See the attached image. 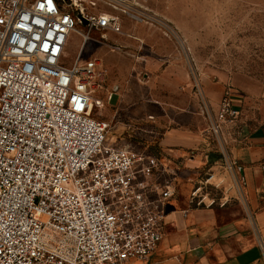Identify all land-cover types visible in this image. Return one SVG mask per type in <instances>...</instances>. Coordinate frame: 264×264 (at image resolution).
I'll list each match as a JSON object with an SVG mask.
<instances>
[{
	"label": "built area",
	"instance_id": "built-area-1",
	"mask_svg": "<svg viewBox=\"0 0 264 264\" xmlns=\"http://www.w3.org/2000/svg\"><path fill=\"white\" fill-rule=\"evenodd\" d=\"M82 2L0 0V264L149 262L164 235L175 169L147 149L107 142L111 123L93 115L107 71L100 58L81 57L94 31L123 49L111 39L124 32L119 12L151 17L133 11V0H103L97 12ZM74 33L83 42L68 64ZM194 75L209 131L225 149L224 127L240 111L227 89L211 114Z\"/></svg>",
	"mask_w": 264,
	"mask_h": 264
},
{
	"label": "crops",
	"instance_id": "crops-1",
	"mask_svg": "<svg viewBox=\"0 0 264 264\" xmlns=\"http://www.w3.org/2000/svg\"><path fill=\"white\" fill-rule=\"evenodd\" d=\"M176 58L175 66L170 60L165 67L166 75L175 73L168 88L189 100L179 104L177 126L167 127L151 147L175 169V195L150 261L128 264H264V82L242 72L199 75L211 114L227 89L240 111L224 127L227 141L218 157L210 131L199 123L191 69ZM186 109L198 117L191 114L188 121Z\"/></svg>",
	"mask_w": 264,
	"mask_h": 264
},
{
	"label": "rangeland",
	"instance_id": "rangeland-1",
	"mask_svg": "<svg viewBox=\"0 0 264 264\" xmlns=\"http://www.w3.org/2000/svg\"><path fill=\"white\" fill-rule=\"evenodd\" d=\"M132 3L133 11L144 10L151 19L139 23L119 12L124 32L112 34L111 39L123 49L112 50L101 32L94 31L81 54L83 59L100 58L107 71L105 89L97 93L103 102L95 107L93 115L111 123L108 143H129L151 150L167 127L177 126L179 104L189 99L168 88L175 73L170 70L166 75L165 67L170 60L175 66L176 54L191 69L193 85L195 73L218 77L242 72L264 82V0H133ZM82 5L90 12L106 10L103 0H97L98 7L91 6L89 0H83ZM82 42L77 33L71 36L68 64L79 55ZM110 92H113L111 99L107 97ZM192 93L199 99L194 90ZM184 111L188 121L191 114L198 117L190 109ZM201 115L199 123L204 125L203 129H212L211 119ZM210 134L215 153L221 157L222 148L215 134L212 131Z\"/></svg>",
	"mask_w": 264,
	"mask_h": 264
},
{
	"label": "bare ground",
	"instance_id": "bare-ground-1",
	"mask_svg": "<svg viewBox=\"0 0 264 264\" xmlns=\"http://www.w3.org/2000/svg\"><path fill=\"white\" fill-rule=\"evenodd\" d=\"M75 1L77 2L78 5H80V1H81V0H75Z\"/></svg>",
	"mask_w": 264,
	"mask_h": 264
},
{
	"label": "water",
	"instance_id": "water-1",
	"mask_svg": "<svg viewBox=\"0 0 264 264\" xmlns=\"http://www.w3.org/2000/svg\"><path fill=\"white\" fill-rule=\"evenodd\" d=\"M80 17L83 19V17L80 15ZM85 22H86V20L85 19H83Z\"/></svg>",
	"mask_w": 264,
	"mask_h": 264
}]
</instances>
